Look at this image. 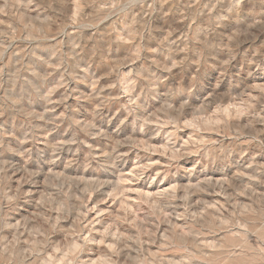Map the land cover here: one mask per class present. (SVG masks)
Here are the masks:
<instances>
[{
    "label": "rangeland",
    "instance_id": "rangeland-1",
    "mask_svg": "<svg viewBox=\"0 0 264 264\" xmlns=\"http://www.w3.org/2000/svg\"><path fill=\"white\" fill-rule=\"evenodd\" d=\"M0 264H264V0H0Z\"/></svg>",
    "mask_w": 264,
    "mask_h": 264
}]
</instances>
